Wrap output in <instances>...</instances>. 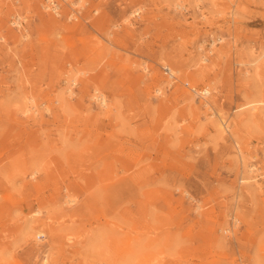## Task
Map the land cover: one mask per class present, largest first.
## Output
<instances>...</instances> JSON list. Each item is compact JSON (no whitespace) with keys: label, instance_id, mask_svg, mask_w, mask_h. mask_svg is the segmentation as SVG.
<instances>
[{"label":"rangeland","instance_id":"1","mask_svg":"<svg viewBox=\"0 0 264 264\" xmlns=\"http://www.w3.org/2000/svg\"><path fill=\"white\" fill-rule=\"evenodd\" d=\"M0 264H264V0H0Z\"/></svg>","mask_w":264,"mask_h":264},{"label":"built area","instance_id":"2","mask_svg":"<svg viewBox=\"0 0 264 264\" xmlns=\"http://www.w3.org/2000/svg\"><path fill=\"white\" fill-rule=\"evenodd\" d=\"M53 4H54V2H53ZM57 9H58V6L55 4V5L53 6V10L57 11ZM164 69H165L164 71H165L167 74H169L168 67H165ZM169 76H170V75H169ZM171 77H174V76L171 75ZM205 89H206V88H200V89H198V88L195 87V86L191 87V90H192L194 93H198L199 96L201 95V93H202V95H207V94H203V93L205 92ZM208 94H209V93H208ZM202 95H201L200 97H202Z\"/></svg>","mask_w":264,"mask_h":264},{"label":"bare ground","instance_id":"3","mask_svg":"<svg viewBox=\"0 0 264 264\" xmlns=\"http://www.w3.org/2000/svg\"><path fill=\"white\" fill-rule=\"evenodd\" d=\"M14 23H17L16 21H14ZM168 70H169V75L171 76H174L175 74H174V72L172 71V69L170 68V67H168ZM203 88H206L205 89V92L203 93V94H207V95H202V93H201V95H202V97L203 98H207L206 96H208L209 94L208 93H210V91L208 90V88L205 86V87H203ZM197 95H198V93H196ZM101 95V94H100ZM100 95H96L95 97L97 98V96H100ZM200 95V96H201ZM199 96V95H198ZM102 99H103V97H102ZM105 99V98H104ZM98 100H100V102L102 101L100 98H98ZM101 104L102 105H105L106 103H105V100H103V102H101ZM27 109V108H26Z\"/></svg>","mask_w":264,"mask_h":264}]
</instances>
